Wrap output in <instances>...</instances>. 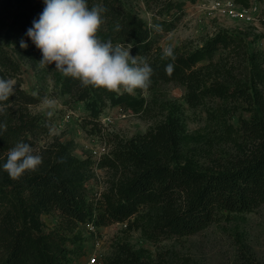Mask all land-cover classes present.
Listing matches in <instances>:
<instances>
[{"label":"trees","instance_id":"obj_1","mask_svg":"<svg viewBox=\"0 0 264 264\" xmlns=\"http://www.w3.org/2000/svg\"><path fill=\"white\" fill-rule=\"evenodd\" d=\"M145 1L151 4L160 0ZM88 2L89 6L98 3L105 9L99 33L102 39L131 46L140 57L152 53V32L141 17L123 9L119 0ZM235 2L242 7L250 6V0ZM43 8V0H33L14 17L9 30L3 34L0 29V40L6 42L5 45L0 43V77L16 79L20 74L18 63L7 50L17 36L27 39L41 59L40 51L26 36V31ZM246 48L244 39L223 31L192 51L174 49V61L158 57L149 63L154 70L150 86L183 85L191 107H198L208 97L224 101L242 99L247 94L246 83L237 79H214L209 83V72L215 67L214 70L224 73L215 62L218 55L227 53L234 59H245ZM250 60L251 81L263 84L264 56H251ZM207 61L206 65L201 64ZM169 62L174 64L170 75L164 71ZM232 67L224 73L229 78H232ZM47 68L55 78L57 94L84 102L94 119L108 106L134 113L145 109L143 97L82 87L79 81L55 71L54 63ZM39 101V96L28 94L17 84L6 106L33 105ZM5 123L7 128L0 131V153L7 152L21 140L33 144L29 134L45 128L36 118L18 124ZM241 127L253 147L250 151L241 149L243 157L220 171H203L186 157L183 149L191 136L179 117L169 116L143 135L118 141L101 161V166L114 171L118 178L103 194L99 212L89 202L85 181L75 175L92 166L90 160L57 161L46 171L27 177L13 187L0 185V214L9 212L18 220L13 230L0 221V264H72L73 251L69 248L72 241L39 228L38 213L43 207L56 208L73 223L108 226L128 222L130 228L140 229L147 239L155 241L194 235L209 227L223 212L248 213L264 206V119L254 115L251 120L243 121ZM143 207L159 211L145 223H130ZM108 264H139V260L135 253L125 251Z\"/></svg>","mask_w":264,"mask_h":264},{"label":"rangeland","instance_id":"obj_2","mask_svg":"<svg viewBox=\"0 0 264 264\" xmlns=\"http://www.w3.org/2000/svg\"><path fill=\"white\" fill-rule=\"evenodd\" d=\"M32 1L0 0L3 34L9 30L14 17ZM216 1L219 0H160L147 4L145 0H119L123 9L141 17L148 27L161 26L160 31L149 27L154 47L152 53L147 57L138 56L148 63L161 57L162 49L169 45L182 52L192 51L219 32L227 31L244 39L247 46L245 59H234L227 53L215 57L224 73L234 65L230 69L232 78L221 70H214L215 67L209 72V83L214 79H237L246 83L247 94L242 99L224 101L208 97L198 107H191L183 85L160 84L133 93L146 100L145 109L140 113L108 106L99 118L94 119L84 102L57 94L53 73L38 64L39 56L31 43L15 37L14 44L7 46L20 67V74L13 80L28 94L39 96L40 101L33 105L5 106L0 110V121L18 124L36 118L44 124V130L29 134L36 152L43 156V163L36 171L19 179L10 178L0 167V185L13 187L27 177L46 171L57 161L90 160L93 165L75 175L85 181L89 202L99 212L103 194L118 178L114 171L101 166L103 156L118 141L143 135L169 116L184 121L191 139L183 153L199 169L220 171L236 164L243 157L241 149L250 151L253 147L248 143L242 122L251 120L254 115L264 119V83L251 81L250 60L251 56H264V0H250L248 8L255 12L252 21L233 20L220 14L213 8ZM21 39L27 41V48L20 46ZM0 43L5 45L6 42L0 40ZM131 55L137 56L133 49ZM46 96L56 100L52 118L46 116L47 109L41 103ZM50 128L54 130L50 131ZM6 158L7 152L0 153V165ZM158 211L143 207L130 223H145ZM0 221L7 223L11 230L18 225L16 217L9 212L1 213ZM38 223L43 232L63 235L72 241L69 244L73 251L72 264H86L91 256H98L108 264L125 251L135 253L139 264H264V206L248 213L223 212L209 227L194 235L155 241L147 239L140 229L130 228L128 222L108 226L73 223L56 208H41Z\"/></svg>","mask_w":264,"mask_h":264},{"label":"clouds","instance_id":"obj_3","mask_svg":"<svg viewBox=\"0 0 264 264\" xmlns=\"http://www.w3.org/2000/svg\"><path fill=\"white\" fill-rule=\"evenodd\" d=\"M43 3L39 18L34 19L26 31V36L41 53L40 66L49 67L54 63L55 71L79 81L82 87L133 94L137 89L145 90L150 86L154 70L146 59L133 57L131 47L100 37L104 7L98 3L89 6L88 0H43ZM116 27L119 30V25ZM149 27L161 30L159 24ZM20 46L29 45L21 39ZM161 59L175 60L172 45L162 49ZM164 71L170 75L174 64L166 63ZM15 85L13 79L0 77V110L15 94ZM41 103L47 109L46 116L52 118L56 100L46 96ZM6 128L7 124L0 121V131ZM42 163L43 156L34 146L21 140L7 151L6 161L0 167L10 178L19 179L36 171Z\"/></svg>","mask_w":264,"mask_h":264},{"label":"built area","instance_id":"obj_4","mask_svg":"<svg viewBox=\"0 0 264 264\" xmlns=\"http://www.w3.org/2000/svg\"><path fill=\"white\" fill-rule=\"evenodd\" d=\"M213 8L220 14L225 15L233 20L252 21L255 14L251 8L238 7L234 0H219L214 2ZM86 264H105L98 256H91Z\"/></svg>","mask_w":264,"mask_h":264}]
</instances>
